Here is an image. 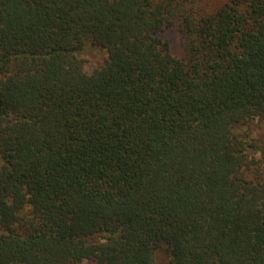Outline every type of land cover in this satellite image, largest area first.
Listing matches in <instances>:
<instances>
[{
  "label": "trees",
  "instance_id": "1",
  "mask_svg": "<svg viewBox=\"0 0 264 264\" xmlns=\"http://www.w3.org/2000/svg\"><path fill=\"white\" fill-rule=\"evenodd\" d=\"M202 1L0 0V264H264V0Z\"/></svg>",
  "mask_w": 264,
  "mask_h": 264
},
{
  "label": "rangeland",
  "instance_id": "2",
  "mask_svg": "<svg viewBox=\"0 0 264 264\" xmlns=\"http://www.w3.org/2000/svg\"><path fill=\"white\" fill-rule=\"evenodd\" d=\"M219 0H203L202 5L207 7H212ZM210 9V8H209ZM171 48L176 53H180L182 50V36L176 28L169 29L166 33ZM80 56L84 60L85 71L90 73L98 66L102 65L107 59V53L105 50L94 47L90 44H87L84 49L81 51ZM251 134L254 139H256L258 145L264 148V122L263 123H252ZM156 264H167L168 256L164 249L159 250L156 253ZM78 264H95L92 261H82Z\"/></svg>",
  "mask_w": 264,
  "mask_h": 264
}]
</instances>
